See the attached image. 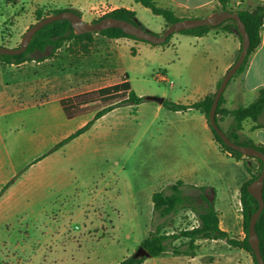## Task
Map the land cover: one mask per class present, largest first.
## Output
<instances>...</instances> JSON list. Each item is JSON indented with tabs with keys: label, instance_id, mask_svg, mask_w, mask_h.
I'll list each match as a JSON object with an SVG mask.
<instances>
[{
	"label": "rangeland",
	"instance_id": "374dc122",
	"mask_svg": "<svg viewBox=\"0 0 264 264\" xmlns=\"http://www.w3.org/2000/svg\"><path fill=\"white\" fill-rule=\"evenodd\" d=\"M69 1L0 0V44L18 47L32 24L60 8L74 7L66 5ZM79 1L90 6L74 7L86 21L113 10L99 0ZM142 7L148 17L140 12L141 25L162 34L168 24L157 28L164 18ZM135 40L116 43L95 34L89 51L84 42L73 39L43 60L41 52L21 64L0 60V264H117L135 254L159 224L167 233L198 225L191 207L203 202L201 187L221 216L228 214L222 225L231 235H247L241 194L236 192L250 177L245 162L238 163L211 141L200 111L172 110L147 98L193 102L199 96L194 83L206 78L216 60L209 59L202 40L183 32L164 44ZM126 78L146 97L137 108L122 105L83 135L54 148L59 137L74 132L85 116L93 118L99 107L69 119L56 98ZM257 96L248 92L245 103ZM247 162L255 172L257 160ZM178 180L184 181L189 199L162 217L154 210L153 194L169 191ZM186 241L179 238L175 243ZM197 243L195 256L167 251L146 256L143 264L253 263L247 250L226 240Z\"/></svg>",
	"mask_w": 264,
	"mask_h": 264
},
{
	"label": "trees",
	"instance_id": "16d2710c",
	"mask_svg": "<svg viewBox=\"0 0 264 264\" xmlns=\"http://www.w3.org/2000/svg\"><path fill=\"white\" fill-rule=\"evenodd\" d=\"M141 3L145 7L151 9L154 14L161 15L167 22L168 25L176 22L179 19L186 18L180 17L175 14L173 9L159 5L156 0H135ZM219 10H232L237 12L242 18L246 25L247 31L250 36L251 44L246 56V59L240 69L234 75L237 76L244 72L249 64L251 55L260 46L262 42V29L264 26V2L259 1L253 7H239L232 8L230 5L231 0H219ZM64 10H73L81 14V11L74 7H65L56 10L55 12H61ZM39 17H42V11L39 10ZM82 15V14H81ZM107 16H114L117 18L127 19L133 23L140 24L137 21V13L135 10L128 9L126 7H119L111 10L104 16L94 21L100 20ZM194 17V16H192ZM42 19V18H41ZM141 25V24H140ZM212 29H222L227 32H233L237 34L241 41L243 36L241 35L238 25L234 19H228L216 26L204 25L191 29H186L181 32L186 34H192L202 36L209 33ZM95 34L107 36L109 38H121L131 37L134 39H140L134 35L126 33L122 28L111 27L100 32H87L78 34L75 32L74 27L70 20H57L43 26L34 36L27 50L20 54H1L0 60L6 63L21 64L26 61L36 59V53H45L40 56L39 59L43 60L53 55L58 48H60L64 42L73 39L84 42L87 47V51L91 44L94 43ZM173 35V34H172ZM167 39V43L170 38ZM146 41V40H143ZM149 42V41H147ZM162 43V44H164ZM1 45V44H0ZM51 49V52L47 54V50ZM222 79L218 83L220 86ZM215 92L208 93L204 97L191 103H178L165 99L164 106L172 110L186 111L189 109H196L203 113L209 122V125L214 134L215 140L219 143L220 148L223 152L229 153L236 159H245L248 171L251 173V178L244 182L240 188L241 191V204L242 213L244 218V228L247 235L240 239L231 235V233L223 229L220 225V215L215 208L214 200H210L205 194V187H201V199L203 200L200 204H193L192 209L195 210L199 217V224L193 228L182 229L179 232L167 233L163 231V225H157V228L153 230L150 235L143 240L142 245L148 250L150 256H160L167 251H171L173 254H184V255H196V249L198 247L197 240L199 239H223L226 240L231 246L241 247L247 250L253 257L252 264H260L257 260L254 249L249 242V225L252 215L259 209L260 203L258 199L249 191V184L257 179L262 172L264 162L261 158L255 156H248L240 152L239 150L233 149L228 146L217 131L213 128L210 123V110L212 108ZM146 99L145 96L139 95L132 87L129 79H124L120 82L102 86L99 88L91 89L88 91L80 92L77 94L62 97L60 100L61 106L64 113L69 119H73L77 116L88 114L92 112L91 106H99L96 112L86 124L72 132L70 135L59 141L56 148H60L81 135L82 133L89 130L92 125L106 113L113 109L126 105L133 104L135 108L138 107ZM225 92L222 95L219 105L217 108L216 119L221 122L226 117L231 116L233 122L229 130H223L229 135L231 139L237 143L244 145H252L264 152V145L257 144L254 140L247 138L241 139L240 131L244 129V122L246 120H252L253 125L251 130L264 129V86L259 88L257 98L250 104H241L236 108H228L224 105L225 103ZM221 126V124H220ZM222 127V126H221ZM247 158H254L257 160V169L254 172L251 165L248 164ZM183 180H178L176 183L169 185V191H157L153 194L154 210L158 212L162 217H166L173 212H176L184 204L187 198L183 193L182 186L184 185ZM264 197V188H263ZM257 232L260 238V248L264 258V209L260 214L256 225ZM179 238H187V241L183 244H176L175 241ZM146 256L137 257L134 254L124 258L117 264H143Z\"/></svg>",
	"mask_w": 264,
	"mask_h": 264
},
{
	"label": "crops",
	"instance_id": "0c3cea01",
	"mask_svg": "<svg viewBox=\"0 0 264 264\" xmlns=\"http://www.w3.org/2000/svg\"><path fill=\"white\" fill-rule=\"evenodd\" d=\"M259 1L264 2V0H231L230 5L234 9L239 7H253ZM156 2L161 6L169 7L173 9L175 14L180 17L207 16L213 13L214 11L219 10L220 7L219 0H156ZM100 3H109L110 5H112L111 9L126 7L128 9L135 10L137 13V17H136L137 21L140 24L144 22V20L141 18L140 12H142L146 17H148V12L146 11V9H143L142 7L144 5H142L139 2H136L135 0H99L98 4ZM66 5H72L82 10L90 8V6H87L86 4H84L79 0L69 1L67 2ZM166 23L167 22L164 19V21L160 22L157 29L161 31L165 27ZM193 36H196L198 41L202 40L203 45L206 47V53L208 54L209 59L216 60L217 63L216 66L209 72V74L206 76V78L203 81L201 80L199 82L194 83L193 88L197 90L199 95L198 98L194 100L197 101L200 98L207 95L208 93L217 91L219 81L223 79L228 69L237 60L242 49V41L240 40L237 34L233 32H227L222 29H212L209 33L205 35L202 36L193 35ZM112 39H114L116 43L138 42L137 40L129 37L112 38ZM234 80L235 81L231 93L229 94L227 93L230 83L228 84L225 90L226 100L224 105L228 108H236L241 104L247 105L245 103V98L247 97L248 92L253 91L258 95L259 88L264 86V26L262 29V42L260 46L251 55L246 70L241 74L237 75V77ZM61 98L62 97L56 98L59 101V103ZM119 107L115 109H118ZM159 108H161V105L159 106ZM115 109H113L112 111H114ZM89 120H90L89 116H85L78 128L86 124ZM232 122H233V118L229 116L221 120L220 124L225 123L227 130H229ZM252 125L253 122H251V125L250 124L248 126L244 125V129L240 131V134L245 135L247 138L254 140L257 144L264 145V129L260 128L256 130H251ZM78 128H76L75 130H77ZM203 128L209 132L211 141L216 142L218 148L221 150L219 143L215 140L214 134L209 125L208 119L205 115L203 120ZM71 133H69L68 135H70ZM84 133H82L81 135H83ZM68 135H66L65 137H67ZM79 136H77L76 138H78ZM65 137H63L62 139H64ZM62 139L61 137H59L56 143H58ZM221 152L223 151L221 150ZM223 153L226 154L227 156L232 157L227 152H223ZM237 162L244 163L245 161L244 159H237ZM249 174H250L249 177L250 179L251 173L249 172ZM236 192L237 194H241L240 189H236ZM223 213H224L223 216H221L222 214L219 212L220 225L223 229L231 232L229 228L222 225L223 222L224 221L227 222V219L229 218L228 214L225 211Z\"/></svg>",
	"mask_w": 264,
	"mask_h": 264
},
{
	"label": "water",
	"instance_id": "95a60500",
	"mask_svg": "<svg viewBox=\"0 0 264 264\" xmlns=\"http://www.w3.org/2000/svg\"><path fill=\"white\" fill-rule=\"evenodd\" d=\"M68 19L71 21L76 33H87V32H100L102 30L119 27L122 28L126 33L134 35L140 39L149 41L153 44H162L167 41L168 37L176 32H181L186 29H191L204 25L216 26L228 19H234L238 25V29L243 36L242 49L235 61V63L228 69L225 76L222 79L220 86L217 88L214 102L210 110V123L217 133L221 136L223 141L233 149L239 150L245 155L259 157L264 162V152L252 145H244L237 143L229 137V135L222 129L219 122L216 119L217 108L219 101L224 94L228 84L234 77L236 72L240 69L244 63L250 44V36L247 31L246 25L243 22L240 15L232 10H217L207 16L200 17H186L177 20L167 26L162 34L154 33L140 24L133 23L127 19L117 18L114 16H107L97 21H86L81 14L73 10H64L58 13L50 14L36 23L32 24L29 29L24 33L21 44L18 47H8L0 45L1 54H20L27 50L29 44L34 38L35 34L46 24L57 20ZM148 99L156 100L160 104L165 101L164 97L159 96H148ZM249 191L258 199L260 206L259 209L252 215L249 225V242L255 251L257 260L260 264H264L263 254L260 248V238L256 229L258 219L261 212L264 209V165L261 174L255 180L249 184ZM137 257L150 256L148 250L141 245L134 254Z\"/></svg>",
	"mask_w": 264,
	"mask_h": 264
},
{
	"label": "built area",
	"instance_id": "2783aa9c",
	"mask_svg": "<svg viewBox=\"0 0 264 264\" xmlns=\"http://www.w3.org/2000/svg\"><path fill=\"white\" fill-rule=\"evenodd\" d=\"M164 78V77H163Z\"/></svg>",
	"mask_w": 264,
	"mask_h": 264
}]
</instances>
